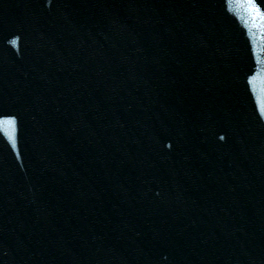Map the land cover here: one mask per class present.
I'll return each mask as SVG.
<instances>
[{
	"label": "water",
	"instance_id": "water-1",
	"mask_svg": "<svg viewBox=\"0 0 264 264\" xmlns=\"http://www.w3.org/2000/svg\"><path fill=\"white\" fill-rule=\"evenodd\" d=\"M0 264H264V0H0Z\"/></svg>",
	"mask_w": 264,
	"mask_h": 264
}]
</instances>
